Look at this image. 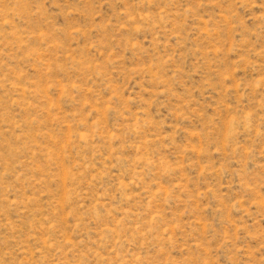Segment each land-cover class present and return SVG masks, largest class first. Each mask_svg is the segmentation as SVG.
<instances>
[{"label": "rangeland", "instance_id": "obj_1", "mask_svg": "<svg viewBox=\"0 0 264 264\" xmlns=\"http://www.w3.org/2000/svg\"><path fill=\"white\" fill-rule=\"evenodd\" d=\"M0 264H264V0H0Z\"/></svg>", "mask_w": 264, "mask_h": 264}]
</instances>
